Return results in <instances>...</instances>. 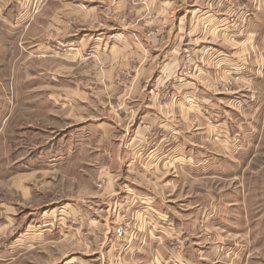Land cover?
I'll use <instances>...</instances> for the list:
<instances>
[{
	"label": "rangeland",
	"instance_id": "1",
	"mask_svg": "<svg viewBox=\"0 0 264 264\" xmlns=\"http://www.w3.org/2000/svg\"><path fill=\"white\" fill-rule=\"evenodd\" d=\"M6 2L0 204L12 212L0 208V264H264V144L229 157L242 146L230 124L257 96L259 51L229 0ZM22 156L42 172L25 178L28 200ZM126 181L181 209L187 233L172 222L165 257L121 252L140 233L131 211L117 216Z\"/></svg>",
	"mask_w": 264,
	"mask_h": 264
},
{
	"label": "crops",
	"instance_id": "2",
	"mask_svg": "<svg viewBox=\"0 0 264 264\" xmlns=\"http://www.w3.org/2000/svg\"><path fill=\"white\" fill-rule=\"evenodd\" d=\"M218 1L219 0H212V4L215 8L216 5L217 7L219 6ZM4 2L5 4H7L6 0H4ZM228 5L232 6L229 7V9H232V11L229 10L228 12H232L234 16L240 15L242 19L245 31L247 33L244 40V45L246 47L252 48L253 50L257 49L259 51L258 68L256 69V67L254 66V69L256 70L254 73H252V69H250L254 81V86L258 90V92H256L257 96L256 98L250 97L249 104L246 105V115L244 117L245 119H242L237 124H230V130L234 133V135H236V133L240 135L242 146L240 147V152L238 154L236 153V151H233L229 153V157H233L234 160H242L241 158H253V155L258 152V148H260V146L264 144V0H229ZM245 16H250V18L244 19ZM23 28L24 30H26L28 28V24H26ZM232 113L234 112L228 110L227 116H232ZM5 121L6 118L4 120V123ZM182 130L186 134L183 133V136H181V145L184 146V143L186 145H192L191 139L189 140V136H187L189 130L188 126H183ZM194 146L197 145L194 144ZM37 147L34 150V153L36 155L32 156L35 157V161H38V159H43V155L38 154L40 152L37 150ZM194 148H196V150L198 151V147ZM189 151L190 149H188V153ZM22 158V166H20L21 178L19 180L20 183H18L20 187H18V191L24 199L28 200L32 189L30 186H27V180L25 178L30 175H38L41 171L38 169V165H36V168H31V166L33 165L30 164L33 163L31 162L29 157L22 156ZM120 158L122 157L119 156V159ZM155 158L160 161V157H152L148 160L146 165L151 163L155 164V162L157 161ZM155 170H152L151 172ZM187 170L188 169H186V171ZM154 173H159V171L157 170ZM40 174H42V172ZM127 174L131 175V173L126 170V175ZM5 175L9 177L12 176L10 169L5 171L4 176ZM126 182H128L129 184L123 183L122 185L120 184L121 186H119V184L116 185L118 188H121L120 190L122 192L128 193L125 194L126 196H123L122 202L117 204V216L120 215L122 218H127L129 212L131 211V217L135 218L137 222H140V224H138L140 233L137 234L132 242L126 241L124 243H121L119 247L121 248V252L125 254L131 253V255H133L135 258H138L139 262L143 263L147 259H152V257H165L167 255L168 242L166 239V233L169 232L171 234L172 222L175 221V224L182 231L181 232L179 230L181 233H187L183 225L184 221L183 219H181L182 217L179 216V213H181L179 211L181 209L179 210L177 207H175V205H168L169 203L165 202L166 200L163 197L149 192L140 184L131 183L129 181ZM9 184L12 188V181L9 182ZM128 186L132 187L126 189V187ZM247 206L248 203L243 207H246L247 209ZM0 208H3V212L6 214L10 210L12 212V205H8L7 203L0 204ZM125 208L128 211L125 210ZM132 208L135 209L131 210ZM262 209H264V205ZM261 214L262 217H264V211ZM142 217L146 218L147 221H145V223H141ZM167 219L168 221H166ZM158 228H163L164 231L159 232L157 231ZM186 255L192 257L195 255V253L193 251H189ZM189 259L185 258V260L190 261L191 259ZM153 264L156 263L153 262Z\"/></svg>",
	"mask_w": 264,
	"mask_h": 264
}]
</instances>
